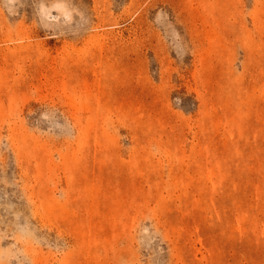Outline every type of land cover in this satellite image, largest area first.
<instances>
[{
  "label": "rangeland",
  "instance_id": "obj_1",
  "mask_svg": "<svg viewBox=\"0 0 264 264\" xmlns=\"http://www.w3.org/2000/svg\"><path fill=\"white\" fill-rule=\"evenodd\" d=\"M0 264H264V0H0Z\"/></svg>",
  "mask_w": 264,
  "mask_h": 264
}]
</instances>
